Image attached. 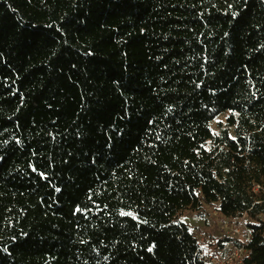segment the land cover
Returning <instances> with one entry per match:
<instances>
[{"label":"trees","instance_id":"1","mask_svg":"<svg viewBox=\"0 0 264 264\" xmlns=\"http://www.w3.org/2000/svg\"><path fill=\"white\" fill-rule=\"evenodd\" d=\"M203 204L264 264V0H0V264H210Z\"/></svg>","mask_w":264,"mask_h":264},{"label":"rangeland","instance_id":"2","mask_svg":"<svg viewBox=\"0 0 264 264\" xmlns=\"http://www.w3.org/2000/svg\"><path fill=\"white\" fill-rule=\"evenodd\" d=\"M225 117L226 114L222 113L212 120L211 128L213 131L218 132L224 127ZM181 219L198 237L202 255H205L211 264H223L229 254L223 256L221 249L216 245V241L232 235L230 219L221 215L213 205L208 204H203L201 208L196 210L185 209L181 213Z\"/></svg>","mask_w":264,"mask_h":264},{"label":"built area","instance_id":"3","mask_svg":"<svg viewBox=\"0 0 264 264\" xmlns=\"http://www.w3.org/2000/svg\"><path fill=\"white\" fill-rule=\"evenodd\" d=\"M230 226H231L232 236L240 237L242 240L247 242L250 240L251 231L247 225L246 216L244 213L241 214L240 216L231 218ZM224 249L226 250V254L229 255L223 264L225 263L242 264V259L245 254V248L243 245H237L232 241H226L224 243ZM203 256H204V260H208L206 259L205 255Z\"/></svg>","mask_w":264,"mask_h":264}]
</instances>
